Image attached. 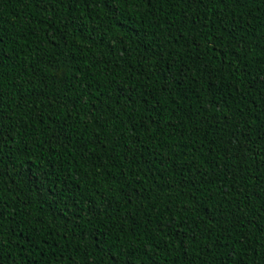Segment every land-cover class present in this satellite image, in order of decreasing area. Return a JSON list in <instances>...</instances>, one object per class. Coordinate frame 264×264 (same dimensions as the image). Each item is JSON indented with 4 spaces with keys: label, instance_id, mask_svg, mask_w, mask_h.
Here are the masks:
<instances>
[{
    "label": "trees",
    "instance_id": "obj_1",
    "mask_svg": "<svg viewBox=\"0 0 264 264\" xmlns=\"http://www.w3.org/2000/svg\"><path fill=\"white\" fill-rule=\"evenodd\" d=\"M0 264H264V0H0Z\"/></svg>",
    "mask_w": 264,
    "mask_h": 264
},
{
    "label": "snow or ice",
    "instance_id": "obj_2",
    "mask_svg": "<svg viewBox=\"0 0 264 264\" xmlns=\"http://www.w3.org/2000/svg\"><path fill=\"white\" fill-rule=\"evenodd\" d=\"M110 2H111V0H104V3H106V4H108ZM211 2H215V0H193V3L200 4L203 6H209V4ZM238 2L242 3L243 0H238ZM2 56H3V49L0 48V59H2ZM4 139H5L4 131L2 128H0V147L3 146ZM3 215H4V212L0 211V216H3ZM116 264H119V262L116 261Z\"/></svg>",
    "mask_w": 264,
    "mask_h": 264
}]
</instances>
